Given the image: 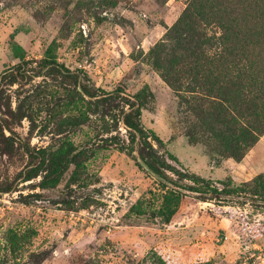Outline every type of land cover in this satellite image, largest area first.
Returning <instances> with one entry per match:
<instances>
[{
  "label": "rangeland",
  "instance_id": "obj_1",
  "mask_svg": "<svg viewBox=\"0 0 264 264\" xmlns=\"http://www.w3.org/2000/svg\"><path fill=\"white\" fill-rule=\"evenodd\" d=\"M190 2L0 0V121L35 148L56 146L68 137L75 142L86 139L90 129L85 124L73 131L58 124L68 115L64 103L73 87L64 78L40 75L16 82L1 78L3 70L18 62L13 43L24 49L32 66L51 45L58 62L80 71L96 88L110 91L120 86L132 94L149 86L154 98L142 109L141 121L161 138L162 143L150 140L168 166L250 187L257 175L264 176V8L253 10L261 16L249 25L260 35L238 43L243 47L241 68L230 67L229 82L221 88L229 100L238 101L245 116L241 120L259 131L254 145L237 159L229 153L240 154L245 145L231 147L234 137L217 118L216 104L199 102L184 90L192 86L184 71L187 60L169 35ZM237 13L233 10L230 16L237 18ZM196 21L195 28L205 36L220 34L215 22ZM161 41L168 54L184 58L169 73L183 89L179 93L149 58L150 49ZM215 46L204 44L198 50L211 55ZM112 134L128 141L123 128ZM26 161L20 150L0 153V181L14 179ZM87 169L95 181L87 188L71 185L77 196L66 188L67 176L53 189L36 187L38 176L0 193V264H264L263 199L233 196L232 201L216 203L185 196L165 221L151 213L164 191L159 179L130 155L114 146L100 149L89 157ZM165 172L177 180L174 173ZM32 192H41L43 199L21 202V194ZM63 200L74 202L69 207ZM137 200L142 206L131 209ZM8 228H32L35 234L24 250L13 253L4 240Z\"/></svg>",
  "mask_w": 264,
  "mask_h": 264
},
{
  "label": "trees",
  "instance_id": "obj_2",
  "mask_svg": "<svg viewBox=\"0 0 264 264\" xmlns=\"http://www.w3.org/2000/svg\"><path fill=\"white\" fill-rule=\"evenodd\" d=\"M262 8H264V0H191L171 27V36L169 35L171 39L176 40V48L185 53L184 58L187 60L184 71L188 73L192 86H186L185 92L195 95V99L199 102L212 100L211 102L216 104L217 118L226 125L234 137L231 147L245 145L242 153H229V156L237 159L242 158L254 145L259 131L241 120L244 114L239 110L238 101L234 98L229 100L221 88L229 82L227 78L230 67L241 68L242 60L239 56L242 55L243 47L238 43L246 41V38L260 35L251 32L252 28L249 25H254L261 16V13L256 14L253 10L258 11ZM236 9L240 11L237 13L238 17H231V13ZM197 19L205 23L215 22L221 29L220 34L212 37L214 41L210 42L211 37L197 31L195 28ZM163 43L164 41L155 44L148 55L161 78L173 91L179 93L183 89L177 84L175 77L169 73H174L184 58L179 59L177 55L174 56V53L168 54L163 48ZM204 44L209 47L216 44L215 52L207 55L204 50L199 51L198 49ZM12 51L14 57L18 58V62L11 68L3 70L1 78L3 80L9 78L11 82L25 81L40 75L52 80L64 78L73 87L69 90L67 101L64 103L68 115L58 124L72 131L85 124L90 130L82 142H75L74 138L68 137L56 146L35 148L30 143L17 138L8 124L0 121V153L13 155L20 150L27 158L25 165L14 179L6 178L0 181V193L14 191L17 182L19 184L33 180L38 176L36 187L53 189L67 176L66 188L74 191L77 196L75 193L77 191L72 186L77 189L87 188L93 184L92 181H95L87 169L89 157L95 155L100 149L114 146L118 151L130 155L136 164L141 166L137 160L139 157L152 173L161 178L158 184L164 191L161 194L160 204L153 206L151 213L155 216H163L165 221L170 220L181 198L185 196L216 203L232 201L230 197L233 196L247 198L248 195L264 200L263 175H257L249 187L246 182L235 185L230 181H213L168 166L150 140L153 138L162 143L161 138L153 130L146 128L141 121L142 109L147 108L154 98L147 84L132 94L125 92L120 86L107 91L86 83L80 71L71 70L58 62L51 45L45 48L42 58L35 60L36 66L29 64L25 51L20 45L13 43ZM248 63L251 61L249 60ZM53 111H56V108H53ZM119 128L124 129L128 141L117 134H112ZM5 130L9 133L6 134ZM168 155L175 163H179L175 156ZM166 169L174 173L177 180L170 177L165 172ZM184 190L196 192V194L192 195ZM21 197V202L25 204L43 199L41 192L21 194ZM29 197H32L31 200H28ZM79 197L82 195L79 194ZM62 202L70 207L74 200ZM141 206L142 200H137L131 209ZM34 234L35 231L32 228H8L4 237L6 248L13 253L20 249L24 250Z\"/></svg>",
  "mask_w": 264,
  "mask_h": 264
},
{
  "label": "water",
  "instance_id": "obj_3",
  "mask_svg": "<svg viewBox=\"0 0 264 264\" xmlns=\"http://www.w3.org/2000/svg\"><path fill=\"white\" fill-rule=\"evenodd\" d=\"M137 160H138V162H139V164L145 169V170H147L149 173H151L152 175H154L155 177H157L159 180H161V178H159L157 175H155L154 173H152L151 171H150V169H149V167L139 158V157H137ZM184 192H187V193H191V194H193V195H195L196 194V192H189L188 190H184Z\"/></svg>",
  "mask_w": 264,
  "mask_h": 264
},
{
  "label": "crops",
  "instance_id": "obj_4",
  "mask_svg": "<svg viewBox=\"0 0 264 264\" xmlns=\"http://www.w3.org/2000/svg\"><path fill=\"white\" fill-rule=\"evenodd\" d=\"M248 155V154H247Z\"/></svg>",
  "mask_w": 264,
  "mask_h": 264
}]
</instances>
